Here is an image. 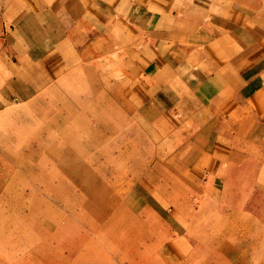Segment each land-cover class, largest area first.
<instances>
[{"label": "rangeland", "instance_id": "374dc122", "mask_svg": "<svg viewBox=\"0 0 264 264\" xmlns=\"http://www.w3.org/2000/svg\"><path fill=\"white\" fill-rule=\"evenodd\" d=\"M59 2L0 0V50L52 74L0 111V264H264V95L212 80L197 38L101 37ZM224 10L225 50L264 58L263 7Z\"/></svg>", "mask_w": 264, "mask_h": 264}, {"label": "crops", "instance_id": "0c3cea01", "mask_svg": "<svg viewBox=\"0 0 264 264\" xmlns=\"http://www.w3.org/2000/svg\"><path fill=\"white\" fill-rule=\"evenodd\" d=\"M58 1L60 2L56 5L57 8L64 6L78 8L77 11L72 12V16L84 17L95 24L101 37L109 38L112 32L116 30L120 32L130 25L131 27L124 30L120 36L126 39L129 32L130 34L137 32L133 27L136 25L137 28L141 26L140 38L146 44H151L153 48L160 44L162 37L170 40L197 38L205 42L199 49L201 56L225 57L220 58L218 68L216 67L211 75L212 80L222 84L232 81L236 86L241 87L242 90L238 91V95L243 99L242 101H256L259 93L264 95V58L255 60L249 57L248 62L252 61L246 66L240 61L241 53H229L225 50L223 42V39H232L234 36V29L231 27L233 21L227 18V15L224 16V9L232 8L234 12L236 9H242L248 15L250 11L260 10L262 7L264 9V0H71L70 3H64V0ZM161 7L166 8V12H162L163 15L159 12ZM119 24L122 26L119 27ZM16 25L17 23L14 28H7L5 23L4 26L5 29L10 30L13 41L17 42L15 45L23 47V32ZM10 48L0 50V74L11 75L7 77V85L0 91V111L14 102L29 100L47 85L46 78L52 75L31 77L23 73L22 68L17 67L22 65V59L17 58V62V56L11 54ZM190 49H186L187 52L191 51ZM17 50L21 56H25L22 49L17 47ZM223 51L228 52L230 58H226L227 55ZM248 53L252 56V51ZM260 54L258 53V56ZM254 56H257L256 53ZM63 66H57L54 73ZM207 69L208 67L205 68L206 74ZM185 85L188 83L185 82ZM217 166V163L211 164L208 168L209 175L206 181L208 180L209 189L214 188L210 189L211 191L218 186V173L215 171Z\"/></svg>", "mask_w": 264, "mask_h": 264}, {"label": "bare ground", "instance_id": "6f19581e", "mask_svg": "<svg viewBox=\"0 0 264 264\" xmlns=\"http://www.w3.org/2000/svg\"><path fill=\"white\" fill-rule=\"evenodd\" d=\"M250 104V103H249ZM174 173V172H173ZM179 175V174H178ZM181 176V175H180ZM163 177V180H167L169 177H170V175H163L162 176ZM184 177V176H183ZM186 181V180H185ZM172 183V182H171ZM176 189V188H175ZM159 190H160V188H159ZM177 190H178V188H177ZM160 191H163L164 193H166V194H168V195H171V198H175V197H172V191H164V190H160ZM179 193V192H178ZM164 195V194H163ZM179 195V194H178ZM181 195V194H180ZM165 196V195H164ZM232 230V229H231ZM220 236H222V235H220ZM217 240V239H216ZM218 241V240H217ZM217 242H215L214 244H216ZM218 243H219V241H218ZM218 245V244H217ZM221 245V244H220Z\"/></svg>", "mask_w": 264, "mask_h": 264}]
</instances>
